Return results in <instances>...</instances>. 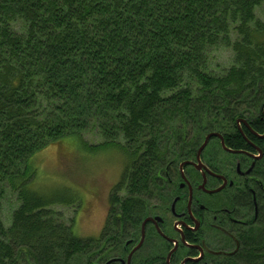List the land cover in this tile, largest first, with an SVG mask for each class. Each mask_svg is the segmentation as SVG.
I'll use <instances>...</instances> for the list:
<instances>
[{
	"label": "trees",
	"instance_id": "obj_1",
	"mask_svg": "<svg viewBox=\"0 0 264 264\" xmlns=\"http://www.w3.org/2000/svg\"><path fill=\"white\" fill-rule=\"evenodd\" d=\"M263 110L264 0H0V264H103L208 134L241 148L237 122L264 130ZM75 137L125 158L99 238L32 189L34 157ZM261 178L239 201V249L208 264H264Z\"/></svg>",
	"mask_w": 264,
	"mask_h": 264
},
{
	"label": "flooded vegetation",
	"instance_id": "obj_2",
	"mask_svg": "<svg viewBox=\"0 0 264 264\" xmlns=\"http://www.w3.org/2000/svg\"><path fill=\"white\" fill-rule=\"evenodd\" d=\"M245 121L237 122L244 145L228 146L224 134L216 133L221 137L211 138L201 154L202 166L196 167L200 146L194 159L179 166L180 180L172 184L166 203L156 200L136 233L103 264H208L239 249L233 231L234 225H244L237 215L242 212L239 201L248 192L255 203V188L263 187L264 174V130ZM147 218L153 220L143 227Z\"/></svg>",
	"mask_w": 264,
	"mask_h": 264
},
{
	"label": "rangeland",
	"instance_id": "obj_3",
	"mask_svg": "<svg viewBox=\"0 0 264 264\" xmlns=\"http://www.w3.org/2000/svg\"><path fill=\"white\" fill-rule=\"evenodd\" d=\"M231 51L220 49L216 63L229 66ZM84 142L95 145L98 138L87 133ZM125 158L113 147L86 148L78 139L53 143L34 157L38 174L32 189L52 201L51 209L61 213L60 220L73 225L82 238L98 237L106 224L110 196L120 182ZM6 225L10 215L3 212Z\"/></svg>",
	"mask_w": 264,
	"mask_h": 264
},
{
	"label": "water",
	"instance_id": "obj_4",
	"mask_svg": "<svg viewBox=\"0 0 264 264\" xmlns=\"http://www.w3.org/2000/svg\"><path fill=\"white\" fill-rule=\"evenodd\" d=\"M244 122V121H243ZM220 135H218V134H216V133H210V134H208V136L205 138V141H204V143L202 144V146L198 149V155H197V164H195L196 165V167H198V166H202V161H201V154L203 153V151H204V149L207 147V145H208V143H209V141L211 140V138H213V137H219ZM221 137V136H220ZM223 145H224V141H223ZM225 146V145H224ZM186 164V163H185ZM185 164H183L182 166H181V168L185 165ZM157 219H159L158 217H157ZM150 220H153V219H151V218H147L146 220H145V222H144V225H143V227H145V224L148 222V221H150ZM143 230H144V228H143ZM143 237H142V241L144 240V237H145V230L143 231V235H142ZM141 244H142V242H141ZM238 250V249H237ZM237 250H235V252L237 251ZM235 252H233L232 253V255H234L235 254ZM110 263V262H109ZM108 263V264H109Z\"/></svg>",
	"mask_w": 264,
	"mask_h": 264
},
{
	"label": "bare ground",
	"instance_id": "obj_5",
	"mask_svg": "<svg viewBox=\"0 0 264 264\" xmlns=\"http://www.w3.org/2000/svg\"><path fill=\"white\" fill-rule=\"evenodd\" d=\"M246 122V121H245ZM222 140H223V138H222ZM225 143V142H224ZM227 145V144H226ZM252 197V196H251Z\"/></svg>",
	"mask_w": 264,
	"mask_h": 264
}]
</instances>
